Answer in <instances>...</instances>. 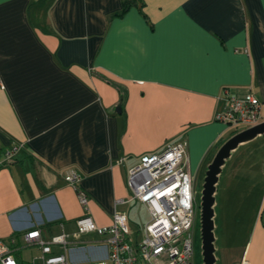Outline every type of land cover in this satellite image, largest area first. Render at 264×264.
<instances>
[{"label":"crops","instance_id":"crops-1","mask_svg":"<svg viewBox=\"0 0 264 264\" xmlns=\"http://www.w3.org/2000/svg\"><path fill=\"white\" fill-rule=\"evenodd\" d=\"M226 89L255 95L264 118V0H0V158L19 146L0 164V238L23 245L31 228L43 239L74 232L84 210L63 178L70 168L98 225L145 206L125 200L141 154L185 138L191 176L206 170L229 128L214 118ZM256 138L264 174V134ZM219 178L216 264H264V183L238 246L240 221L226 233ZM80 239L67 251L73 264L105 256L98 235ZM23 249L39 252L21 248L18 263Z\"/></svg>","mask_w":264,"mask_h":264},{"label":"built area","instance_id":"built-area-1","mask_svg":"<svg viewBox=\"0 0 264 264\" xmlns=\"http://www.w3.org/2000/svg\"><path fill=\"white\" fill-rule=\"evenodd\" d=\"M224 95L225 104L215 113V120L237 128L253 125L263 119L261 102L252 93L236 97L226 89ZM18 148V145L6 148L0 164L10 161ZM63 178L76 190L84 210L76 219L75 231L71 234L61 232L43 239L38 228H31L22 234L23 245L7 243L0 238V264H18L17 255L21 248L31 245L39 250L38 254L31 256V264H37V261L38 264H73L67 251L79 247L83 242L80 237L88 233H95L101 238L106 254L89 260L87 264H192L196 202L185 138L168 141L158 150L141 154L137 163L127 168L129 195L125 200L139 201L149 212L140 239L130 238L125 211L114 210L109 224H96L87 214L88 196L78 187L82 174L70 168ZM54 245L62 247L63 251L53 252Z\"/></svg>","mask_w":264,"mask_h":264},{"label":"rangeland","instance_id":"rangeland-1","mask_svg":"<svg viewBox=\"0 0 264 264\" xmlns=\"http://www.w3.org/2000/svg\"><path fill=\"white\" fill-rule=\"evenodd\" d=\"M246 126L247 125H241L237 128L229 127L223 133L221 142L223 143L231 134ZM259 139L260 138H256L239 145L232 153L231 157L226 161L225 165L223 166L222 174L219 178V192L217 197L218 202L222 197V191L224 193L226 191L225 214L224 216H222L228 222V224H225L226 233L232 231V229L236 225V220L240 221V223L236 225L237 229L234 231L233 235V241L236 242L237 245L239 243L238 246L242 245L246 237L250 235L252 227L253 225H255L260 213L258 203L261 194V186L264 183V174H262L261 165L258 161L257 156L258 147H260L259 141H261ZM221 142H219L217 147L222 144ZM204 173L205 168L203 166L196 172H194L191 176V185L196 202V217L193 226V255L191 258L192 264H202L199 202ZM228 173L229 175H227ZM232 176H235V178H233ZM215 209L216 211H218V215L215 219L216 224V222L219 223L220 219L219 203L215 207ZM129 214L131 216V218L128 217V226L130 232L134 237L136 236L137 239H140L144 230L145 222L149 218L148 211L142 204H137L136 208L134 210L132 209L131 213ZM221 232L222 228L218 227L216 233L219 234V237ZM216 233L214 235H216ZM220 241L221 238L217 240V246L219 245ZM30 258V251L27 249H23L21 261H19L18 264H31ZM36 263L38 264L39 262L37 261Z\"/></svg>","mask_w":264,"mask_h":264},{"label":"water","instance_id":"water-1","mask_svg":"<svg viewBox=\"0 0 264 264\" xmlns=\"http://www.w3.org/2000/svg\"><path fill=\"white\" fill-rule=\"evenodd\" d=\"M264 134V118L231 134L216 150L208 163L199 202V223L202 264H215V235H214V203L216 184L222 167L229 159L232 151L239 145L251 141L258 135Z\"/></svg>","mask_w":264,"mask_h":264},{"label":"trees","instance_id":"trees-1","mask_svg":"<svg viewBox=\"0 0 264 264\" xmlns=\"http://www.w3.org/2000/svg\"><path fill=\"white\" fill-rule=\"evenodd\" d=\"M129 1H133V0H126V2H128V3H129Z\"/></svg>","mask_w":264,"mask_h":264}]
</instances>
